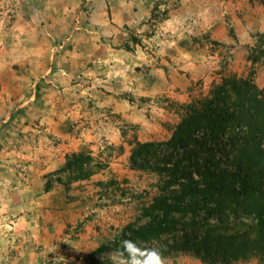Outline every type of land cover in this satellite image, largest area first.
Returning <instances> with one entry per match:
<instances>
[{
  "label": "rangeland",
  "instance_id": "rangeland-1",
  "mask_svg": "<svg viewBox=\"0 0 264 264\" xmlns=\"http://www.w3.org/2000/svg\"><path fill=\"white\" fill-rule=\"evenodd\" d=\"M99 1L102 2L0 0V66L7 64L20 74L31 67L39 68L42 62L61 63L63 50L83 49L85 34L91 40L90 33L84 29L90 28L95 14L92 11L98 7L94 3L98 5ZM187 1L184 10H176L183 6V0H157L141 32L147 37L142 45L130 33L131 30L135 32L134 28H127L131 43L136 50L142 49V53L140 56L139 52L138 60L130 59L128 66L124 65L126 72L152 82V78L157 77L150 75L149 69L157 64L163 69V79L168 78L164 79L163 93L157 98H140L145 103V123H133L112 114L103 108L109 101L98 102L99 98H92L93 89L88 82L94 75L89 72L85 75L81 72L82 76L76 80L81 84L77 88L84 90L80 98H60L58 92L52 95L55 98H35L34 101L20 98L29 94L26 89L31 86V80L27 75L18 86L16 97L15 94L13 98L0 97L3 120L0 125V264H22L16 257L23 261L32 259L33 255L46 264H154L141 253L133 255L136 261L132 263L118 251L121 247L130 249L131 227H143L153 220V214L161 212L146 213L160 194V175L151 169H136L131 165V142L135 138L167 140L172 134L171 128L181 121L184 110L180 104L210 96L213 88L232 75L241 78L252 75L258 87L264 88V2L249 0L247 5L257 10L253 18L245 16L242 9H239L242 14L239 13L237 2L233 1L222 22L209 26L194 23L189 17L203 10L201 0ZM207 3L216 8L219 1L208 0ZM216 28L222 31L214 33ZM102 50L109 53L101 47L100 52ZM107 54L104 55L109 57ZM104 55L82 61H94L99 65V61L105 63ZM251 57L258 59L252 61ZM13 61L17 63L12 66ZM37 72L40 78L44 71ZM2 73H10L9 68L7 72L0 71V75ZM172 73L176 74V79ZM46 77H41L44 82L39 83L41 86H47ZM75 79L72 78V83ZM3 80L0 77V88ZM53 87L49 92L58 90ZM133 99L136 98H129ZM17 106L19 115L13 112ZM52 117L60 118L56 131L51 124ZM132 120L137 119L132 117ZM69 133L82 139L80 146L77 147V143L65 145L70 142ZM78 152L92 156L89 165L93 173L86 179L70 180V171L63 169H66L68 157ZM61 155L65 161L55 168L54 165H59L55 160ZM51 164L54 169L46 172L45 167ZM58 177L63 178V182H59ZM78 190V195L73 197ZM81 199L84 203L79 207L76 203ZM49 200L58 205L51 206L43 219L38 207L49 204ZM60 207L64 211L62 216ZM236 208L237 215L234 216V209L229 208L230 216H224V221L218 220L217 215L208 218L207 212L200 210L198 220L208 218L212 224L220 221L228 233L242 232L253 224L254 217L246 213L243 204L240 203L239 208L235 205ZM14 210L21 212L19 216L23 221L12 214ZM173 216L181 215L173 213ZM187 216L191 218V214ZM18 224L23 229H16ZM49 226L51 230L44 231ZM21 243L25 246L18 247ZM101 245H108L109 249L96 251ZM136 245L148 246V243L139 239ZM30 252L34 253L32 257ZM159 258L163 264H210L189 252L172 251ZM231 264H264V256L250 255Z\"/></svg>",
  "mask_w": 264,
  "mask_h": 264
},
{
  "label": "trees",
  "instance_id": "trees-1",
  "mask_svg": "<svg viewBox=\"0 0 264 264\" xmlns=\"http://www.w3.org/2000/svg\"><path fill=\"white\" fill-rule=\"evenodd\" d=\"M180 107L184 110L181 121L171 128L167 140L135 138L131 142V165L160 175V194L146 213L161 212L153 214L145 226L130 228V249L119 248L120 255L132 263L134 254L149 257L153 251L160 257L172 251L189 252L210 264H231L250 255L263 257L264 88L258 87L252 75H232L213 88L210 96ZM92 160L90 154L73 153L63 171H70V180L89 178ZM240 203L254 217L242 232L228 233L222 222L207 221L216 215L224 221V216H230L229 208L237 215L235 205L239 208ZM206 205H210L207 210ZM200 210L207 212L206 221L198 220ZM139 239L148 246H137ZM155 240L160 242L155 244ZM105 249L109 246L101 245L96 251Z\"/></svg>",
  "mask_w": 264,
  "mask_h": 264
},
{
  "label": "crops",
  "instance_id": "crops-1",
  "mask_svg": "<svg viewBox=\"0 0 264 264\" xmlns=\"http://www.w3.org/2000/svg\"><path fill=\"white\" fill-rule=\"evenodd\" d=\"M219 3L217 4V7H213L210 3H207L208 0H201L203 3V10L199 12L192 13L189 17L191 20H193L194 23H207L209 26H213V23L222 22V17L227 12L226 9H229V5L233 3V1H236V9H242L241 11H245L247 17H255L254 14L257 13V10L251 6H248L249 0H229L226 3V0H218ZM157 0H102V2H98V6L96 7V10L94 9L92 12H94V16L92 17L91 23L89 24L90 28H85L87 32L91 35V40L89 37H87V34H85V38L82 39L83 49H79L77 47H73V49H66L63 50V54L60 55V61L61 63H53V62H42L43 64L39 65V68H30L27 72L17 73V69H14L13 67H10L4 64L0 66L1 72H7L8 68L10 70V73H2L0 77L4 78L5 81L1 83L2 86L0 88V97L1 98H13L15 92L17 91L18 86H20L26 78L31 80L30 87L33 88H27L26 92L29 91V94H23L20 96V98H30V101H34L35 98H55L52 95L59 93V97L63 98H80L83 96L84 90L77 88L79 87L80 81L76 82L78 78H80L85 72H89V74H93V78H91V82L85 83L87 86H90L93 91L91 93L92 98H99L98 102L103 101H109L105 106L103 105V108H106L107 111L111 112L112 114H117L123 116L124 119L132 121L133 123H145V119L147 114L143 112V109L145 108L144 104L140 98H146V97H155L157 98V95H161L159 93H163V86L164 85V79L168 80L166 76L163 79V69L155 64L149 69L150 75L156 76L157 78H152V82L149 80H140L139 78H135L137 75L128 74L126 72V66H128L129 60H138V58L141 56L142 49H135V45L131 43L130 38L128 37L129 33L127 28L135 30L133 32L132 30L130 33L134 34L137 39L140 40V44L142 45L143 40H146L147 37H143L141 34L142 31H144L146 23L151 15V11L153 7L156 5ZM189 3L187 0H183V6L176 10L185 9V4ZM190 3H195V0ZM234 4V3H233ZM192 6H194L192 4ZM202 12V14H200ZM239 13L240 10L238 11ZM173 14H176L175 11L172 12ZM232 13H234L232 11ZM237 12H235L236 15ZM251 14L248 16V14ZM237 16V15H236ZM244 18V17H243ZM190 25V23H189ZM194 28V25H193ZM188 29V28H187ZM222 31V29L216 28L214 30V33L216 31ZM238 30V27H237ZM140 33V34H138ZM129 38V39H128ZM95 39V40H94ZM144 43V42H143ZM139 43H136V46ZM108 50L109 53L103 52V50L100 52V49ZM140 52V56H139ZM138 53V54H137ZM104 54H107L106 57ZM103 56L105 63L98 62L99 65H96L94 61H87L90 59H99L100 56ZM143 57V56H142ZM87 58V59H86ZM86 59V60H85ZM85 60V61H82ZM117 61H121L123 63H119ZM12 62V66L14 65ZM20 66V65H19ZM18 66V67H19ZM5 67H8L7 69ZM130 67V66H129ZM108 68V69H106ZM41 69V75L40 78L38 77L39 74L37 71ZM56 70V71H55ZM155 70V71H154ZM148 73V72H146ZM89 74H86V76H89ZM174 78L176 79V74L172 73ZM38 75V76H37ZM85 75V74H84ZM47 76V77H46ZM46 77L45 82H47V86H41L43 82V78ZM76 78L73 80L74 84L72 83V78ZM159 77V78H158ZM171 77V76H169ZM33 79H35L34 83L39 84L37 88V84H33ZM84 81V77L82 78ZM90 81V80H87ZM51 83V84H49ZM173 83V82H172ZM57 87V91H53L52 93L49 92L51 88H54L53 86ZM51 86V87H48ZM123 87V88H122ZM37 88V89H36ZM86 89H88L86 87ZM46 90V92H44ZM48 90V95H47ZM76 91V92H75ZM170 96V94H168ZM17 94H15V97ZM136 98L133 100H129V98ZM171 97V96H170ZM18 106L13 111L16 114ZM12 112V113H13ZM14 113V114H15ZM1 115V114H0ZM19 115V114H18ZM44 115V114H43ZM132 117H135L137 120H132ZM145 117V118H144ZM51 124L53 123V130L56 131V126L58 125L59 119H56L55 117H52ZM148 118V117H147ZM3 120L1 121L0 117V125L2 124ZM71 120H69L68 123H70ZM58 130V129H57ZM70 136V142L66 143L65 145L69 147L70 143H77V147L81 144V138L74 136L73 133L68 134ZM76 140V141H74ZM60 161V162H59ZM65 159H63L62 155L61 157L57 158L55 160V163L58 162L59 165L51 164L50 166L45 167V171L52 170L53 165L54 167H60L63 165ZM78 192H75L74 196L78 195ZM65 195V192H62V195ZM50 197V196H48ZM64 197V196H63ZM71 201V200H70ZM68 202V201H66ZM62 203V202H61ZM84 203V200L81 199L80 203H76L77 206H81ZM12 204V203H11ZM63 204V203H62ZM58 205L57 203L51 204V201L49 200V204L45 205L41 208L38 207V211H41V214H43V219L46 217V212H49L51 206ZM18 207H22V205H19ZM15 208V209H20ZM60 209V216L64 214V211H61ZM65 213L67 212V207L64 208ZM13 215H16L17 217L19 214L21 215L20 211H12ZM26 214V213H25ZM59 214V213H58ZM35 214H33L34 216ZM15 216V217H16ZM38 216H40L38 212ZM37 216V217H38ZM22 217L19 216L18 220H20ZM45 222V220H43ZM19 223V222H18ZM20 225L16 226V229H23L19 228ZM48 229V230H47ZM47 229H44V231L51 230V226L47 227ZM24 232V231H23ZM25 243L19 244L18 247H24ZM96 249V248H95ZM94 249V251H95ZM32 252V251H31ZM30 252V253H31ZM34 253H31V257ZM17 262L22 264H46L45 261L40 259L37 255H33L32 259H24L23 261H19L18 257H16ZM51 261V260H50ZM15 262V261H13Z\"/></svg>",
  "mask_w": 264,
  "mask_h": 264
},
{
  "label": "clouds",
  "instance_id": "clouds-1",
  "mask_svg": "<svg viewBox=\"0 0 264 264\" xmlns=\"http://www.w3.org/2000/svg\"><path fill=\"white\" fill-rule=\"evenodd\" d=\"M127 243L128 242H126V246H127ZM149 261H154V264H163V262L159 258L158 253H156L155 251L150 253ZM146 264H147V262H146Z\"/></svg>",
  "mask_w": 264,
  "mask_h": 264
}]
</instances>
